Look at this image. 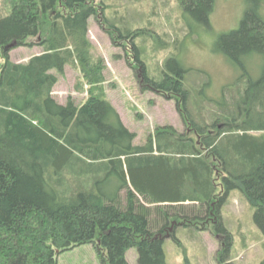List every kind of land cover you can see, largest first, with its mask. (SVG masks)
I'll return each instance as SVG.
<instances>
[{"label": "trees", "instance_id": "obj_1", "mask_svg": "<svg viewBox=\"0 0 264 264\" xmlns=\"http://www.w3.org/2000/svg\"><path fill=\"white\" fill-rule=\"evenodd\" d=\"M179 1L185 15L209 25L216 0ZM247 1L239 29L217 47L244 74L238 87L225 90L222 112L208 127L193 115L199 91L174 53L163 77L151 78L137 45L143 30L109 19L105 0H6L0 17V264H58L60 254L85 245L96 248L101 264H129L132 248L139 264H168L167 238L181 245L178 227L205 231L199 223L212 224L219 264H235L234 238L222 216L234 191L254 209L264 234V0ZM92 18L132 53L130 66L142 72L143 85L176 102L186 133L159 126L146 144L135 145L137 134L107 99L106 61L89 38ZM20 47L42 53L15 63L11 52ZM254 55L263 60L257 81L246 68ZM69 66L82 75L77 90L88 94L82 104L54 97Z\"/></svg>", "mask_w": 264, "mask_h": 264}, {"label": "rangeland", "instance_id": "obj_2", "mask_svg": "<svg viewBox=\"0 0 264 264\" xmlns=\"http://www.w3.org/2000/svg\"><path fill=\"white\" fill-rule=\"evenodd\" d=\"M105 2V14L109 19L124 28L143 30L137 45L143 52L151 78L159 81L163 77L164 62L174 53L187 71L189 86L199 91L191 109L196 121L211 126L222 112L218 104L225 90L238 87L244 74L217 47L222 36L239 29L248 1L216 0L208 26L185 15L179 0ZM6 10V0H0V17L7 14ZM101 26V22L92 18L89 38L94 46V54L106 61L107 99L116 107L126 127L137 134L135 145L146 144L148 137L154 135L159 126L171 125L181 134L186 133L188 129L177 110L176 102L143 85L142 72L130 66V62H134L132 53L124 44L116 45ZM41 53L40 47H20L11 52V59L15 63H27ZM262 66L263 60L258 55L246 60L247 71L254 81L260 78ZM81 78L78 67H67L55 87V99L65 104L72 97L77 104L84 103L88 98L87 92L77 90ZM254 135L260 136L262 133L254 132ZM222 216L234 238L232 261L235 264H261L264 261V234L255 224L254 209L240 191L232 192ZM198 226L207 229L197 231L178 227L176 235L181 245L167 238L165 254L168 264H219L221 244L213 234L212 224L199 223ZM138 258L136 248L128 251L129 264H139ZM58 264L101 263L96 248L85 245L60 254Z\"/></svg>", "mask_w": 264, "mask_h": 264}, {"label": "water", "instance_id": "obj_3", "mask_svg": "<svg viewBox=\"0 0 264 264\" xmlns=\"http://www.w3.org/2000/svg\"><path fill=\"white\" fill-rule=\"evenodd\" d=\"M14 46H16V43L10 45V46L8 47V49H12V48H14Z\"/></svg>", "mask_w": 264, "mask_h": 264}, {"label": "crops", "instance_id": "obj_4", "mask_svg": "<svg viewBox=\"0 0 264 264\" xmlns=\"http://www.w3.org/2000/svg\"><path fill=\"white\" fill-rule=\"evenodd\" d=\"M39 55V54H38ZM62 103V102H61Z\"/></svg>", "mask_w": 264, "mask_h": 264}]
</instances>
